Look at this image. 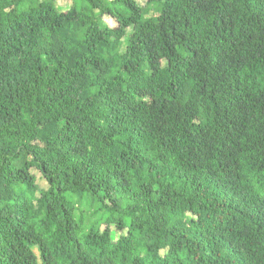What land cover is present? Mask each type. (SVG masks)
Segmentation results:
<instances>
[{"label": "trees", "instance_id": "1", "mask_svg": "<svg viewBox=\"0 0 264 264\" xmlns=\"http://www.w3.org/2000/svg\"><path fill=\"white\" fill-rule=\"evenodd\" d=\"M0 264H264V0H0Z\"/></svg>", "mask_w": 264, "mask_h": 264}, {"label": "rangeland", "instance_id": "2", "mask_svg": "<svg viewBox=\"0 0 264 264\" xmlns=\"http://www.w3.org/2000/svg\"><path fill=\"white\" fill-rule=\"evenodd\" d=\"M141 4H144L146 0H138ZM72 4V0H56V5L58 6V8L60 9H68ZM104 19L106 20L107 23H109L110 25L114 26L115 25V20L112 19L110 16H104ZM33 172L37 175L38 177V183L41 187L46 188L47 187V182L44 180V178L42 177V175L40 174V172L33 170ZM105 227V224L102 225V228ZM112 230H113V236L114 237H118V235L122 232H118L115 225H112Z\"/></svg>", "mask_w": 264, "mask_h": 264}]
</instances>
